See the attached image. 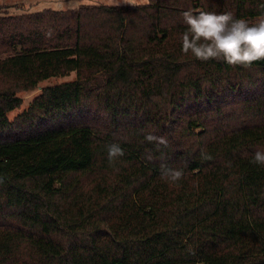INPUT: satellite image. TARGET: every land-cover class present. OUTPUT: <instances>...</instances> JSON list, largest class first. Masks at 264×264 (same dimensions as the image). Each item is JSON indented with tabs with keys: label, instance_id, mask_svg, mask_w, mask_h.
Wrapping results in <instances>:
<instances>
[{
	"label": "trees",
	"instance_id": "1",
	"mask_svg": "<svg viewBox=\"0 0 264 264\" xmlns=\"http://www.w3.org/2000/svg\"><path fill=\"white\" fill-rule=\"evenodd\" d=\"M261 4L0 8V264H264V165L251 163L264 152V60L181 50L184 11L255 22ZM72 73L9 118L21 92ZM113 143L125 155L110 164Z\"/></svg>",
	"mask_w": 264,
	"mask_h": 264
},
{
	"label": "clouds",
	"instance_id": "2",
	"mask_svg": "<svg viewBox=\"0 0 264 264\" xmlns=\"http://www.w3.org/2000/svg\"><path fill=\"white\" fill-rule=\"evenodd\" d=\"M134 0H125L133 3ZM264 8V4L260 5ZM183 22L187 25L182 35V52L191 53L200 61L218 60L231 66L250 67L254 62L264 60V13L255 22L245 18H236L232 12L215 13L200 11L194 13L191 9L182 13ZM145 141L157 146H167L165 137L151 133L144 137ZM125 155L117 143L108 146V160L113 163L118 157ZM205 160L211 155L201 151ZM148 159H152L151 155ZM251 163L264 165V152L257 151ZM161 175L173 182L179 181L183 171L161 164ZM2 182V181H0Z\"/></svg>",
	"mask_w": 264,
	"mask_h": 264
},
{
	"label": "rangeland",
	"instance_id": "3",
	"mask_svg": "<svg viewBox=\"0 0 264 264\" xmlns=\"http://www.w3.org/2000/svg\"><path fill=\"white\" fill-rule=\"evenodd\" d=\"M150 0H134L133 3H125V0H0V8L2 13L10 15H23L34 13L43 9L44 7L64 9L78 8L85 4H108L114 6L124 5H143ZM77 80L76 73H72L67 77H55L46 81H42L39 85L30 91H23L19 96L23 99L21 108L14 110L8 114L11 120L15 119L17 115L26 110L33 99L38 96L45 88L72 82Z\"/></svg>",
	"mask_w": 264,
	"mask_h": 264
},
{
	"label": "crops",
	"instance_id": "4",
	"mask_svg": "<svg viewBox=\"0 0 264 264\" xmlns=\"http://www.w3.org/2000/svg\"><path fill=\"white\" fill-rule=\"evenodd\" d=\"M105 5H108V4H105ZM60 7V6H59ZM59 7H57V8H51V7H44L43 9H41V10H39V11H36V12H40V11H43V10H45V9H54V10H63L64 8H59Z\"/></svg>",
	"mask_w": 264,
	"mask_h": 264
}]
</instances>
